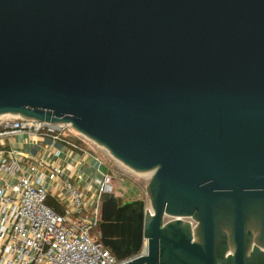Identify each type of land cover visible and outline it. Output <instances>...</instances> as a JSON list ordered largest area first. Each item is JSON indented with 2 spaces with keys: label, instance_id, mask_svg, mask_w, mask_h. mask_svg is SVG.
<instances>
[{
  "label": "water",
  "instance_id": "obj_1",
  "mask_svg": "<svg viewBox=\"0 0 264 264\" xmlns=\"http://www.w3.org/2000/svg\"><path fill=\"white\" fill-rule=\"evenodd\" d=\"M8 117L150 178L100 194L118 264H264V0H0Z\"/></svg>",
  "mask_w": 264,
  "mask_h": 264
},
{
  "label": "built area",
  "instance_id": "obj_2",
  "mask_svg": "<svg viewBox=\"0 0 264 264\" xmlns=\"http://www.w3.org/2000/svg\"><path fill=\"white\" fill-rule=\"evenodd\" d=\"M17 132L46 135L57 142L68 134L79 135L66 124L0 119V137ZM21 156L0 148V264H118L111 251L97 245V236H92L100 220V194H114L111 174L104 169L94 180L91 204H86L80 190L64 181L68 199L58 214L45 204L48 191L34 175L38 165L30 164L24 173ZM62 172L51 167L48 179L54 180Z\"/></svg>",
  "mask_w": 264,
  "mask_h": 264
},
{
  "label": "crops",
  "instance_id": "obj_3",
  "mask_svg": "<svg viewBox=\"0 0 264 264\" xmlns=\"http://www.w3.org/2000/svg\"><path fill=\"white\" fill-rule=\"evenodd\" d=\"M0 148L22 154L21 157L25 161L24 173L29 171L30 164L38 165L34 175L42 180L49 197L56 200L62 209L68 199L67 192L63 189L64 181L68 180L80 190L85 196L86 204H91L95 191L94 180L106 169L92 153L76 151L63 144L62 140L53 141L49 136L41 134L17 132L0 137ZM51 167L62 169V175L49 180ZM32 175L33 173L29 177L32 178Z\"/></svg>",
  "mask_w": 264,
  "mask_h": 264
},
{
  "label": "rangeland",
  "instance_id": "obj_4",
  "mask_svg": "<svg viewBox=\"0 0 264 264\" xmlns=\"http://www.w3.org/2000/svg\"><path fill=\"white\" fill-rule=\"evenodd\" d=\"M77 134L78 133L76 132V135ZM67 137L79 140L84 149L95 155L103 166L107 168L113 177L112 183L115 187L113 195L115 197L119 198L122 202L126 200L141 199L145 196L148 199L146 186L150 178L140 177L124 170L120 163L114 160L105 149L97 146L95 143L81 135L74 136L68 134ZM168 220H170V218H164L165 222Z\"/></svg>",
  "mask_w": 264,
  "mask_h": 264
},
{
  "label": "trees",
  "instance_id": "obj_5",
  "mask_svg": "<svg viewBox=\"0 0 264 264\" xmlns=\"http://www.w3.org/2000/svg\"><path fill=\"white\" fill-rule=\"evenodd\" d=\"M62 143L67 145L69 148H74V150L79 151V152L87 151L86 149H84L82 143L79 140H76L75 138L66 137L62 139ZM105 170L109 173L107 168ZM45 204L46 206H48L49 208H51L53 211H55L58 214H61L63 212L61 205L56 200H54L53 198L49 196L47 197Z\"/></svg>",
  "mask_w": 264,
  "mask_h": 264
},
{
  "label": "flooded vegetation",
  "instance_id": "obj_6",
  "mask_svg": "<svg viewBox=\"0 0 264 264\" xmlns=\"http://www.w3.org/2000/svg\"><path fill=\"white\" fill-rule=\"evenodd\" d=\"M118 202H119V204H122L123 203L120 199L118 200ZM99 223H100V220L98 221L97 226H99ZM92 233H93V235H96L97 236L98 235V228L92 230Z\"/></svg>",
  "mask_w": 264,
  "mask_h": 264
}]
</instances>
